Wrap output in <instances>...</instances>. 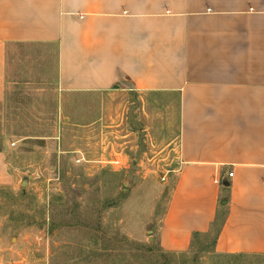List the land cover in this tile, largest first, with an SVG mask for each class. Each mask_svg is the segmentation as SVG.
<instances>
[{
	"label": "crops",
	"instance_id": "obj_1",
	"mask_svg": "<svg viewBox=\"0 0 264 264\" xmlns=\"http://www.w3.org/2000/svg\"><path fill=\"white\" fill-rule=\"evenodd\" d=\"M24 89L75 124L135 98L174 161L160 247L185 252L219 225L215 253L264 256V0H0V106ZM112 127L101 123L99 154L69 151L90 175L134 161Z\"/></svg>",
	"mask_w": 264,
	"mask_h": 264
},
{
	"label": "rangeland",
	"instance_id": "obj_2",
	"mask_svg": "<svg viewBox=\"0 0 264 264\" xmlns=\"http://www.w3.org/2000/svg\"><path fill=\"white\" fill-rule=\"evenodd\" d=\"M14 96L0 106V151L5 156L0 169V240L6 262L264 264L263 255L215 253L219 225L195 235L185 252L169 253L160 247L158 228L174 161L171 153L165 160L160 153L165 147L139 120L135 98L115 97L114 103L121 106L113 108L111 118L75 124L59 117L57 100L50 93L24 89ZM101 123L129 132L125 153L134 161L127 169L106 166L90 175L86 163L77 162L69 151L99 154ZM24 135L32 139H21ZM110 139L116 141L114 135ZM30 162L34 168L27 165ZM219 214L221 220L223 212ZM24 248L26 256L21 255Z\"/></svg>",
	"mask_w": 264,
	"mask_h": 264
},
{
	"label": "built area",
	"instance_id": "obj_3",
	"mask_svg": "<svg viewBox=\"0 0 264 264\" xmlns=\"http://www.w3.org/2000/svg\"><path fill=\"white\" fill-rule=\"evenodd\" d=\"M84 157L80 156L78 158H76L77 162H81L84 161ZM106 163L108 165L114 166V167H125L126 164L122 161V159L119 156H114L112 158H110L109 160H106ZM232 172H230L228 175L232 176ZM162 180H165V175L162 176ZM0 264H27L25 262H21L20 260L18 261H5L4 258L1 256V246H0Z\"/></svg>",
	"mask_w": 264,
	"mask_h": 264
},
{
	"label": "trees",
	"instance_id": "obj_4",
	"mask_svg": "<svg viewBox=\"0 0 264 264\" xmlns=\"http://www.w3.org/2000/svg\"><path fill=\"white\" fill-rule=\"evenodd\" d=\"M195 235H198V234H194L193 237H195ZM215 238H216V234H215V237H214V239H213V244L215 243ZM169 253H170V252H169Z\"/></svg>",
	"mask_w": 264,
	"mask_h": 264
}]
</instances>
